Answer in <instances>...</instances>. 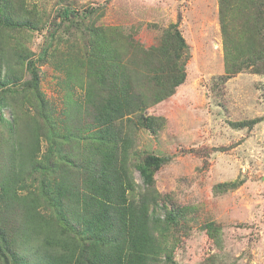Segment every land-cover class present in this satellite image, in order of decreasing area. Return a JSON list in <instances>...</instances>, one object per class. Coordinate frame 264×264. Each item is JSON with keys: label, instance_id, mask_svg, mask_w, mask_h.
<instances>
[{"label": "rangeland", "instance_id": "374dc122", "mask_svg": "<svg viewBox=\"0 0 264 264\" xmlns=\"http://www.w3.org/2000/svg\"><path fill=\"white\" fill-rule=\"evenodd\" d=\"M65 7L73 15L50 40L53 22L60 20L57 13ZM26 8L41 16L43 26L38 31L8 34L12 39L5 55L21 80L13 88L21 90L31 79L16 54L30 51L36 59L48 46L44 60L35 64L39 88L55 110L56 131L67 135L80 124L83 130L91 120L87 111L91 106L85 101L86 88L92 83L84 62L94 35L126 67L131 55L159 46L165 30L178 23L189 48L185 81L174 95L146 110L148 116L164 119L162 127L150 134L118 122L115 134L122 130L121 137L132 139L129 165L145 154L168 160L155 175V189L165 197L167 210L183 213L160 239L166 241L173 264H264V73L244 70L224 84L220 80L224 60L219 0H27ZM19 100L3 114L6 120L18 118L16 138L27 145L29 127L40 123L34 121L32 101ZM247 122H252L250 127H236ZM5 128L0 125V141L10 139ZM85 132L82 139L62 142L73 160L68 164L69 179H74L72 164L84 149L80 143L92 137ZM39 147L40 153L46 151L44 143ZM6 155L0 151V161ZM31 174L29 194L37 186L38 173ZM132 174L136 187L128 193L129 199L145 190L136 169L132 168ZM221 185H227V190H219ZM39 209L46 212L42 206ZM156 212L162 220V202ZM208 223L220 227L218 244L204 229ZM166 261L161 256L156 264Z\"/></svg>", "mask_w": 264, "mask_h": 264}, {"label": "trees", "instance_id": "16d2710c", "mask_svg": "<svg viewBox=\"0 0 264 264\" xmlns=\"http://www.w3.org/2000/svg\"><path fill=\"white\" fill-rule=\"evenodd\" d=\"M26 1L0 0V125L10 138L0 141V151L7 154L0 161V264H156L161 256L173 264L166 241L160 239L183 213L167 210L165 197L155 189V175L168 160L145 154L129 165L132 139L121 137L122 130L115 134V124L121 122L123 127L126 122L150 134L162 127L164 119L148 116L146 110L174 95L185 81L189 48L178 23L165 30L159 46L131 55L126 67L94 35L84 62L92 83L86 88L85 101L91 106L87 108L91 123L86 122L83 130L80 124L67 135L56 131L55 110L39 88L35 64L44 60L48 46L36 59L30 51L16 54L31 79L21 90L13 88L21 80L5 55L12 39L8 34L38 31L43 26L41 16L28 11ZM90 11L92 15L94 11ZM57 14L60 20L53 22L50 40L73 11L65 7ZM219 25L223 84L244 70L264 73V0H219ZM20 97L32 101L34 121L40 123L29 127L27 145L16 138L18 118L6 120L3 114ZM82 131L91 132L92 137L80 143L84 149L72 164L74 179H69L68 164L73 160L62 142L82 139ZM41 143L46 146L44 153H40ZM132 168L145 190L129 199L128 193L136 187ZM31 172L38 176L37 186L29 194ZM227 187L221 185L219 190ZM159 202L165 207L162 220L156 215ZM204 229L218 244L220 227L208 223Z\"/></svg>", "mask_w": 264, "mask_h": 264}]
</instances>
